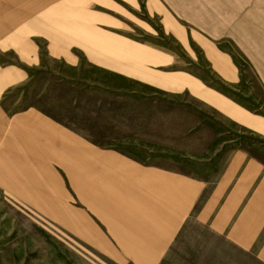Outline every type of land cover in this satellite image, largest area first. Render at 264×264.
I'll list each match as a JSON object with an SVG mask.
<instances>
[{
	"label": "rangeland",
	"instance_id": "rangeland-1",
	"mask_svg": "<svg viewBox=\"0 0 264 264\" xmlns=\"http://www.w3.org/2000/svg\"><path fill=\"white\" fill-rule=\"evenodd\" d=\"M257 13H264V0H0V71H20L19 82L0 93V159L19 165L0 176V264H219V257L163 254L173 251L174 241L141 239L124 233L123 224L101 223L89 213L93 205L134 202L115 198L124 192H113L108 181L99 184L108 161L68 151L28 155V122L13 126L9 119L34 109L85 145L115 150L139 165L178 169V156L166 151L181 125L167 123V115L157 122L155 109L198 101L186 92L140 98L153 86L97 68L88 57L130 72L189 75L249 108L245 95L253 88L264 109L252 55L236 38L237 20L246 24ZM56 55L77 58V68ZM236 68L239 84L221 77ZM18 129L23 136L16 144ZM245 146L264 162L263 138L250 137ZM27 175L36 176V185Z\"/></svg>",
	"mask_w": 264,
	"mask_h": 264
},
{
	"label": "crops",
	"instance_id": "crops-1",
	"mask_svg": "<svg viewBox=\"0 0 264 264\" xmlns=\"http://www.w3.org/2000/svg\"><path fill=\"white\" fill-rule=\"evenodd\" d=\"M257 14L259 18L248 19L246 24L237 20L236 38L237 45L242 42L247 46L246 53L252 55L254 75L264 95V13ZM56 57L77 68V58ZM91 57L89 63L97 68L152 85L155 90L141 92L144 94H139L140 98L186 92L198 101L197 104L188 100L160 104L155 109L157 122V116L167 115L171 117L165 120L167 123L181 125L179 132L171 131L172 147L166 151V155L178 156L175 159L178 169L139 165L115 150L85 145L83 138L34 109L9 119L13 126L28 122V155H66L68 151L107 160L108 166L99 169V184L108 181L115 185L114 191L113 188L110 191L124 192V196L115 198L129 197L134 202L107 207L93 205L98 215L86 210L99 217L101 223L125 225L124 233H141V239L174 241L173 251L163 254L219 257V264H246L243 258L247 263L264 264V162L245 146L250 137L264 139V109L254 89L245 95L251 96L252 108H249L222 92L198 86L189 75L180 79L179 74L162 77L152 74L150 69L130 72L100 63L94 55ZM221 77L231 83L241 81L237 68L229 76L221 74ZM19 80L20 71L13 67L0 71V93ZM143 108L141 112L146 111ZM3 114L0 108V142L4 135ZM22 136L19 129L15 135L12 132L16 144ZM14 168L19 165L11 166L0 159V176ZM36 182V176L27 175L28 184L36 185Z\"/></svg>",
	"mask_w": 264,
	"mask_h": 264
}]
</instances>
